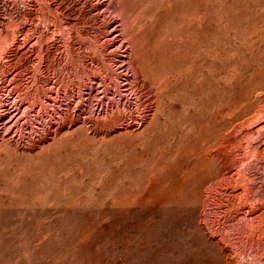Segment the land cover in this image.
I'll use <instances>...</instances> for the list:
<instances>
[{"label": "rangeland", "instance_id": "1", "mask_svg": "<svg viewBox=\"0 0 264 264\" xmlns=\"http://www.w3.org/2000/svg\"><path fill=\"white\" fill-rule=\"evenodd\" d=\"M166 1L0 0V264H264V81L186 96L152 55Z\"/></svg>", "mask_w": 264, "mask_h": 264}, {"label": "bare ground", "instance_id": "2", "mask_svg": "<svg viewBox=\"0 0 264 264\" xmlns=\"http://www.w3.org/2000/svg\"><path fill=\"white\" fill-rule=\"evenodd\" d=\"M220 1L222 4H220V3L218 4V2H217V4H209V3L207 4V2H206V4H204V0H167L166 1L167 4H165L166 5V16L170 19L169 21H171L169 23L173 24V27L171 28V29H173V31H170L166 35L165 38H161V36L158 35V37L160 36L159 43H158V44H160V46H158L159 48L154 49L152 51L153 54L152 53L151 54L154 56L155 60L158 62L157 66L160 70L167 72V73H171L174 76V78L177 79L176 81L178 82V85L181 86L183 89H185V92H186L185 95L186 96H189V97L194 96V94L197 91H199L201 83H204V84L208 85V88L212 91V94H215V97L216 96L221 97L222 95L224 96L227 93L226 94L227 96L226 95L225 96L228 99H230V97H233V99H234V97H235L238 100L239 99L248 100L250 92L252 90H254L255 88H257L261 84L262 81H264V59L260 58V52H261L260 42L264 38V29L260 28V25H259V22L262 20L263 15H264V12H263L264 4L261 3L260 1L259 2L261 4H245L249 0H227V1L226 0H220ZM214 2H216V1H214ZM225 2H226V4H224ZM140 9H141V7H140ZM163 12L165 13V11H163ZM162 18L164 19V15ZM157 20H158V18H157ZM151 25H152V23H151ZM156 27L154 26L153 29L155 30ZM168 29H170V28H168ZM146 32H148V31H146ZM157 33H159V32H157ZM150 35L151 34H149V36ZM155 36L156 35H154L153 37H155ZM149 38H151V37H149ZM156 40H158V39H156ZM144 41H145V39H144ZM154 42H156V41H154ZM146 44H148V43H146ZM149 44H151V42ZM263 46H264V44H263ZM146 47H147V45H146ZM148 47H150V45ZM251 47H253L255 49L253 51H250ZM145 49H147V48H145ZM150 50H152V49H150ZM135 57L137 58V56H135ZM146 58L148 59V57H146ZM150 58L152 59V56H150ZM143 59H144V57H143ZM133 71L135 72V70H133ZM133 76H135V75H133ZM157 81H159V80H157ZM172 81H174V79H172ZM223 96L221 97L222 99H224ZM130 101H132V98ZM248 103H249V101H248ZM190 105H192V104H190ZM125 107H126V105H124V108ZM43 108H44V106H43ZM126 109H127V107H126ZM124 111H126V110H124ZM166 112H168V111H166ZM51 118H52V116H51ZM169 118L170 117L168 116V119ZM173 120H175V118ZM170 123H172V122H170ZM162 126H164V125H162ZM168 130L174 131L175 126L170 124L168 127ZM192 163H194V162L192 161ZM188 165H190V164H188ZM169 167L170 166H168V168ZM180 167H188V166H180ZM189 171L192 172V170H189ZM193 171H194V169H193ZM193 173H195V172H192V174ZM146 174H150L152 179L154 177L158 178L159 174H160V166H148L143 171H141L138 175V181L140 183H142L144 181V177ZM199 174H200V172H199ZM188 177H190V175ZM199 178L200 177H198L197 179H199ZM135 179H136V177L132 173L129 172V173L124 175L122 180H123L124 184H126L127 186L130 187V191H131V184L133 183V181ZM170 179H168V180H170ZM182 183H183V181H182ZM154 187H155V189H154V192H155L154 203H158V204H154L152 206L150 216H151V220L153 223L152 225L155 229L157 226L158 220H159L161 210L167 209L168 207L162 206V203L160 201H157V198H156L158 196L157 192H159V190L161 188L158 186V184H155ZM161 187H162V185H161ZM186 188H187V186L185 183L181 184L180 187L171 188L169 190V197H172V201L175 200L176 197L179 199L183 198L185 190L186 191L188 190ZM26 193H27L26 191L20 192V195L24 196V195H26ZM13 197H15V196H13ZM189 198L194 200L195 195H193ZM9 200L11 202V198ZM101 202H102V200H101ZM9 204L11 205V203H9ZM9 204H7V205L9 206ZM11 206H13V205H11ZM2 207H1V209H3ZM6 208L8 209L9 207L6 206ZM0 211H2V210H0ZM5 211H4V213H5ZM6 219H8V218L6 217ZM156 237H158V236H156ZM154 240L155 239H152V241H154ZM157 244H159V243H157ZM161 246H162V244H161ZM175 246H176V244H175ZM184 246H185V244L183 245V247ZM170 247L172 248V246H170ZM155 248L156 247H154V250H155ZM177 248H178V246H177ZM163 250H161V251L164 252L165 250L164 251ZM186 250L188 251V254L187 253L186 254L189 255V250L188 249H186ZM180 251L182 252V248ZM158 252H160V250ZM162 252H160V253H162ZM170 252H173V251L170 250ZM183 253H184V251H183ZM192 253H194V252H192ZM192 253H190V254H192ZM169 254L171 256V253H169ZM169 254H167V255H169ZM186 254H184V256ZM196 254H197V251H196ZM170 256H168V257H170ZM198 256H199V254H198ZM170 259H172V258H170ZM173 259H175V258L173 257ZM185 261H183V262H185ZM183 262H181V263H183ZM186 263H187V261H186Z\"/></svg>", "mask_w": 264, "mask_h": 264}]
</instances>
